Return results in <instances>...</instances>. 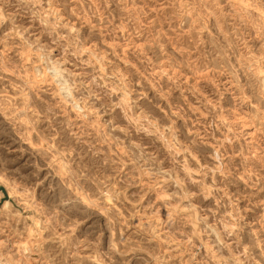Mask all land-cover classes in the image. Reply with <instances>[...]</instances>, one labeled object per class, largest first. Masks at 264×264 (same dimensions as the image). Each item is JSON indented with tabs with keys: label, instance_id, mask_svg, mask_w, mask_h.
Here are the masks:
<instances>
[{
	"label": "rangeland",
	"instance_id": "1",
	"mask_svg": "<svg viewBox=\"0 0 264 264\" xmlns=\"http://www.w3.org/2000/svg\"><path fill=\"white\" fill-rule=\"evenodd\" d=\"M30 263L264 264V0H0V264Z\"/></svg>",
	"mask_w": 264,
	"mask_h": 264
},
{
	"label": "bare ground",
	"instance_id": "2",
	"mask_svg": "<svg viewBox=\"0 0 264 264\" xmlns=\"http://www.w3.org/2000/svg\"><path fill=\"white\" fill-rule=\"evenodd\" d=\"M234 2V1H233ZM247 7V6H246ZM90 52V51H89ZM54 70V69H53ZM262 72V71H261ZM45 74V73H44ZM245 122V121H244ZM246 123V122H245ZM250 127V126H249ZM247 128V127H246ZM29 220V219H28ZM25 243V242H24ZM27 244V243H26ZM16 247V246H15ZM18 248V247H17ZM17 250V249H16ZM19 250H20V247H19ZM19 250H18V252H19ZM20 251H24V250H20ZM25 251H26V249H25ZM22 253V252H21ZM21 253H20V255H21ZM23 254V253H22ZM27 255V254H26ZM25 256V255H24ZM29 256V255H28ZM30 257V256H29ZM32 257V256H31ZM19 258V257H18ZM21 258V257H20ZM34 258V257H33ZM30 259V258H29ZM31 260V259H30ZM36 261V260H35ZM33 262V261H32ZM13 263V262H12ZM31 264V263H30Z\"/></svg>",
	"mask_w": 264,
	"mask_h": 264
}]
</instances>
